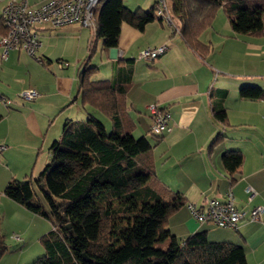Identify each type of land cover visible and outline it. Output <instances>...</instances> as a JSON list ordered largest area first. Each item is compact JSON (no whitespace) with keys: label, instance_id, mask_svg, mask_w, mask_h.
<instances>
[{"label":"crops","instance_id":"0c3cea01","mask_svg":"<svg viewBox=\"0 0 264 264\" xmlns=\"http://www.w3.org/2000/svg\"><path fill=\"white\" fill-rule=\"evenodd\" d=\"M9 1L0 0V21ZM27 1L38 7L49 0ZM157 2L143 0L136 9L129 8L149 11ZM221 11L201 35V41L210 47L206 59L189 49L174 27L161 18L144 28L124 23L118 47L109 50H104L95 29L79 24L38 29L41 46L35 57L13 50L3 60L0 46V93L14 100L9 107L0 106V230L20 237L10 240L0 264H9L10 256L17 264L13 255L18 254L21 261L36 245V238L43 236L41 219H47L10 200L4 191L11 180L36 179L48 164L50 148L61 137L66 121L86 117L79 74L90 57V65L98 68L94 80L130 82L127 103L135 136L141 112L148 117L151 131V104L170 115V132L154 137L151 161L158 180L185 199L186 204L169 220L171 233L184 240L205 231L211 242L243 247L247 264H264V213L259 222H248L251 210L264 207V101L240 95L244 87L264 90L252 83L256 78L251 73L256 57L263 55L264 62V45L258 47L249 35L235 34ZM230 41L236 45L233 50ZM160 46L167 50L156 60L139 59L143 49ZM28 89L38 92L35 100L19 97ZM222 109L225 122L215 117V111ZM105 124L110 129V121ZM229 151L243 155L240 167L225 166L223 157ZM229 192L235 206L247 212L238 230L199 224L187 208L188 203L202 210L211 201L225 203ZM37 233L31 245V235Z\"/></svg>","mask_w":264,"mask_h":264},{"label":"trees","instance_id":"16d2710c","mask_svg":"<svg viewBox=\"0 0 264 264\" xmlns=\"http://www.w3.org/2000/svg\"><path fill=\"white\" fill-rule=\"evenodd\" d=\"M220 10L235 34L264 37V0H170L174 29L202 59L211 52L201 35L212 27ZM159 18L156 7L131 10L124 0H103L95 13L96 37L104 50L113 49L124 23L144 28ZM0 26V34L5 33L1 21ZM90 61L91 57L79 74L85 119L66 121L36 179L11 180L4 191L7 198L53 226L41 237L44 252L32 264H247L243 247L211 242L205 231L184 240L171 233L169 220L185 199L156 177L150 139L134 135L136 126L127 103L130 82L94 80L98 68ZM240 95L264 101L260 87H244ZM99 114L110 121V129ZM215 117L225 122V110L215 111ZM151 135L162 134L151 131ZM223 161L236 169L244 157L229 151ZM166 242L167 249H162ZM7 251L0 230V261Z\"/></svg>","mask_w":264,"mask_h":264},{"label":"built area","instance_id":"2783aa9c","mask_svg":"<svg viewBox=\"0 0 264 264\" xmlns=\"http://www.w3.org/2000/svg\"><path fill=\"white\" fill-rule=\"evenodd\" d=\"M103 0H49L46 3L32 7L26 0H10L2 13V27L5 33L0 34L2 59L7 60L13 50H23L35 57L41 42L37 30L50 26L61 28L73 24L95 29V13ZM170 0H158L156 14L160 18L172 19L169 13ZM166 46L141 51L139 59L154 61L164 54ZM35 89L24 90L19 97L24 101H33L38 97ZM14 100L0 94V106L9 107ZM153 116L151 131L155 135L170 132L168 121L170 115L159 109L158 105L148 106ZM248 192L253 196L252 189ZM187 208L192 217L199 223H212L223 229L238 230L247 212L239 210L234 203V196L229 192L225 203L211 201L205 210L196 204L188 203ZM264 207L259 206L249 212L248 222L256 223L261 219Z\"/></svg>","mask_w":264,"mask_h":264},{"label":"rangeland","instance_id":"374dc122","mask_svg":"<svg viewBox=\"0 0 264 264\" xmlns=\"http://www.w3.org/2000/svg\"><path fill=\"white\" fill-rule=\"evenodd\" d=\"M124 1L126 3L127 7H133V8L136 7L137 4H138V6L141 5V3L143 2V0H124ZM134 9H136V8H134ZM222 12L223 11H221L220 13L223 15L224 13H222ZM161 19L164 22H166L168 25H170L171 27L174 26L173 23L169 22L170 21L169 19H166L163 17ZM253 40L256 44H258L257 45L258 47H260V45H264V37L258 38V39L254 38ZM228 44L230 46H232L231 50L235 49L236 45L233 41H230V43H228ZM146 49H151V48H146ZM146 49H143V50H146ZM260 50L262 51L263 49H260ZM263 52H264V50H263ZM140 53H141V51L139 52V54ZM259 56H261V57L255 58L256 62L254 64V70H253V72H251V73H253L252 75H254V78H256V79H254V82H252V83H255V85L260 84V85L264 86V84L262 83L264 81V80H262V79H264V62L262 59L263 55H259ZM249 71H251V70H249ZM151 105H153V104H151ZM144 114L145 113L141 112V118L137 120V122H138L137 130L138 131H137L136 137L146 136L150 139L151 142H153L156 138H154L155 136L151 135L149 120H148V117H145ZM97 117H100L104 122L109 121L108 119H106L105 117H103L100 114ZM83 119H85V117L84 118L78 117L76 120H83ZM41 196H42V194H41ZM41 223L43 224L42 229H41L42 230L41 234L44 232L42 235L48 233L50 230L53 229V226L49 220L41 219ZM36 235H39V234L37 233V234L31 235L32 240H31L30 244L33 243ZM4 236H5V241H6L7 247H10V240L12 238L17 239V237H19L18 235H12V234H8V235L4 234ZM19 239H20V237H19ZM24 239L25 238H23V240ZM36 240H37L35 242L36 245H33V247H30L29 252H25V254L21 257V261L17 260L18 254L13 255L14 256L13 258L16 260L15 263L17 262V264H32L36 259L41 257V255L44 252V248H43L42 243L38 237L36 238ZM160 247L162 249H167L168 243L166 242L164 244H161ZM11 258H12L11 256H10V258L8 257L9 264H13L10 260ZM24 259H26V260L24 261Z\"/></svg>","mask_w":264,"mask_h":264}]
</instances>
